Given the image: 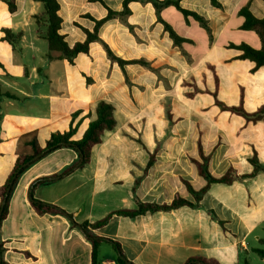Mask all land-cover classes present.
<instances>
[{
    "label": "crops",
    "instance_id": "0c3cea01",
    "mask_svg": "<svg viewBox=\"0 0 264 264\" xmlns=\"http://www.w3.org/2000/svg\"><path fill=\"white\" fill-rule=\"evenodd\" d=\"M217 1L221 8L211 0L180 3L207 20L212 42L194 19H186L174 7L162 11V18L176 33L191 41L182 45L187 56L174 45L151 3H130L127 23L132 30L119 19L107 21L99 37L114 54L124 60L145 59L158 72L128 65V85L119 65L109 60L99 42L91 43L89 53L80 54L73 65L62 59L49 60L48 44L41 36L46 28L40 30L34 19L44 11L43 5L19 0L18 12L11 14L6 0H0V187L13 170L22 135L37 131L44 147L53 133L67 131L73 123L77 128L74 140H79L96 118L95 109L102 100L115 106L117 126L94 147L91 163L34 191L36 199L61 207L78 224L101 220L116 210L136 209V199L170 205L179 196L196 203L183 180L196 191L206 186L191 161L200 160L199 142L217 178L230 168L238 175L252 174L250 160L254 157L264 167V120L248 122L221 111L209 94L192 99L208 96L213 103L194 106L188 102L187 94L193 91L189 84H195L216 91L221 101L232 106L239 105L243 92L248 112L264 105V67L253 71L255 64L236 59L240 51L230 47L242 43L261 47L256 33L241 29L244 19L238 11L250 2L252 13L264 18V2ZM104 2L115 12L123 10V0ZM58 3L60 33L70 47L86 40L83 29L94 30L95 22L86 15L101 20L108 14L99 2ZM198 27L206 33L199 42L196 36L202 31ZM6 29L21 34L16 48L4 39ZM207 81L211 86L202 87ZM160 124L165 126L162 131ZM78 159L76 151L61 149L20 178L0 233L5 264H92V245L80 228L61 215H37L29 199L33 182L63 171ZM94 233L118 242L133 264H186L195 257L221 264H250L264 240V172L232 184H212L199 207L183 206L133 218L114 214ZM103 244L111 246L109 258L119 264L112 244L102 242L100 248ZM100 248L98 264L112 262L99 258Z\"/></svg>",
    "mask_w": 264,
    "mask_h": 264
},
{
    "label": "trees",
    "instance_id": "16d2710c",
    "mask_svg": "<svg viewBox=\"0 0 264 264\" xmlns=\"http://www.w3.org/2000/svg\"><path fill=\"white\" fill-rule=\"evenodd\" d=\"M35 1L40 2L44 7V11L40 14L35 15L34 19L40 30L41 28H46L45 33L41 36L47 41L49 50V60L52 61L55 59H62L68 61V63L73 65L75 59L80 54L89 53L91 43L99 42L104 47L109 60L112 63H117L119 65L125 75L126 82L128 85H131V82L129 81V78L125 71V67L128 65H140L153 72H158L152 67L151 63L146 61L145 59L124 60L116 56L114 52L110 49V47L99 37V30L107 21L111 19H119L122 23L126 24L132 30V26L127 23V18L131 14V10L129 7L130 3H151L156 10L158 21L164 25V29L166 32H168L170 38L174 42V45L180 47L182 49V53L185 56H187V53L183 50L182 45L183 43H190L191 41L189 39H185L179 36L176 31L172 28V26L162 18L161 13L165 8L174 7L178 11H180L186 19L192 18L197 21L200 26L208 33L210 41H213L212 31L208 25L207 20L195 12L183 9L180 6L181 1L183 0H123V10L121 12H115L111 10L105 4L104 0H89L90 2L101 3L108 10V14L105 18L101 20H95L90 15H86L85 17L90 18L95 22L94 30L91 32L87 29H83L86 33V40L84 42L76 43L74 46L70 47L65 40V36L60 33L62 26V18L59 15L60 5L58 3V0ZM261 1L264 2V0ZM211 2L212 5L217 8L222 7V5L217 0H211ZM6 4L8 5V9L11 14H15L18 12L19 0H6ZM238 15L244 19L241 29L256 33L260 39L261 47L257 49L245 43H242L240 45L231 44L230 47L240 51V54L236 57V59L252 61L255 64L253 71H256L259 68L264 67V18H257L252 13V11L250 10V2H248L238 11ZM4 39L8 41L11 46L16 48L19 40L21 39V34L14 35L10 29H6ZM89 81L90 80L88 79V82ZM216 82L218 84L217 78ZM189 85L193 87V91L187 94L190 99L194 98L198 94H209L213 97L215 105L221 111L241 116L245 118L248 122L257 123L264 120V105L260 106L254 112H248L245 110L243 92H241L239 105L232 106L221 101L218 98L216 91H209L207 89L202 90L195 84ZM115 109V106L108 101L102 100L98 102L95 109L96 118L90 122L82 138L79 140H74V135L77 132V128L73 125V123L71 124L69 130L64 132L53 133L46 141L44 147H42L39 143L37 131L26 133L19 138L16 146V160L13 170L11 171L6 182L0 187V233L3 222L8 218L9 215L10 200L12 193L20 178L26 173V171H28L31 166H33L43 158L47 157L48 155L61 149H72L76 151L79 156L78 161L57 174H54L50 177L40 178L33 182L29 191L30 204L34 212L39 216L61 215L66 217L74 227L80 228L82 233L92 245V264H98V251L102 242H109L112 244L114 249L118 252L117 261L119 264H133L126 258L118 242L98 237L94 233L96 229L102 228L107 225L110 218L114 214L133 218L140 215H145L147 213H155L160 211L167 212L183 206L199 207V203L203 195L207 191H209L212 184H232L235 181H238L245 177L254 176L260 171L264 172V167H262L259 164L257 158L254 157L250 160V163L254 167V171L252 174L238 175L233 168H230L223 176L217 178L213 176L210 172L209 157L204 155L201 142H199L200 160L191 158V161L196 166L199 175L206 180V186L203 187L201 190L196 191L193 189V187L188 181L183 180L189 192L194 196L196 203L189 202L179 196H176L175 200L170 205L142 203L138 199H136V209L116 210L109 213L106 217L101 220L91 223L84 222L78 224L74 221L73 216L61 207L36 199L34 197V191L36 187L41 184H45L63 178L64 176L71 173L74 169L78 167L83 168L91 163L92 152L94 147L100 145L103 142V138L106 132H111L116 129L117 121L114 115ZM167 117L168 120L171 122L172 117L169 111L167 112ZM151 161H153V158H151ZM149 165L150 164H148V167ZM213 216L215 219H217L215 215ZM262 242L264 243V240H262ZM3 245L4 244L0 237V252L2 253V255L4 253ZM256 252L261 258L264 259V250L257 249ZM0 264H5L3 259L1 260ZM186 264L221 263L211 258L195 257L190 258L186 262Z\"/></svg>",
    "mask_w": 264,
    "mask_h": 264
},
{
    "label": "rangeland",
    "instance_id": "374dc122",
    "mask_svg": "<svg viewBox=\"0 0 264 264\" xmlns=\"http://www.w3.org/2000/svg\"><path fill=\"white\" fill-rule=\"evenodd\" d=\"M198 28L202 31V34H203V35H202V34H201V35L198 34V35L196 36V40L199 42V41L201 40V37H202V36H203V37L206 36V33H205L204 30H202L200 27H198ZM237 39L240 40V38H237ZM241 41H242V42H247L246 39H243V40H241ZM211 84H212V83H211ZM211 84H210L209 81H207V82H205V84H203L202 87H210ZM209 98L211 99L210 101H209ZM185 101H186V98H185ZM205 101L208 102V103H211V102H212V98H211V97H208V96H205V98L202 97V99H200V98L198 97V98H196L195 100H193V99H189V100H188V102H189V103H192L194 106H196V105H201V104L204 103ZM212 103H213V102H212ZM164 127H165L164 125L160 124V125L158 126V130H159V131H162V130L164 129ZM111 147H112V146L110 145L108 149H112ZM261 244H262V245L257 246V247H259V249H261V250H264V243L262 242ZM112 252H113V249L111 248V246H109L108 244H103L102 247L100 248L99 258L102 259V257H105V259L114 262L113 260H110L109 255H108V254H111ZM114 263H115V262H114ZM115 264H116V263H115ZM250 264H264V259L261 258V257L259 256V254L256 252L255 255H253V258H251V260H250Z\"/></svg>",
    "mask_w": 264,
    "mask_h": 264
},
{
    "label": "water",
    "instance_id": "95a60500",
    "mask_svg": "<svg viewBox=\"0 0 264 264\" xmlns=\"http://www.w3.org/2000/svg\"><path fill=\"white\" fill-rule=\"evenodd\" d=\"M1 254H2V253L0 252V262H1V260H2V256H1Z\"/></svg>",
    "mask_w": 264,
    "mask_h": 264
},
{
    "label": "built area",
    "instance_id": "2783aa9c",
    "mask_svg": "<svg viewBox=\"0 0 264 264\" xmlns=\"http://www.w3.org/2000/svg\"><path fill=\"white\" fill-rule=\"evenodd\" d=\"M106 264H113V262H106Z\"/></svg>",
    "mask_w": 264,
    "mask_h": 264
}]
</instances>
